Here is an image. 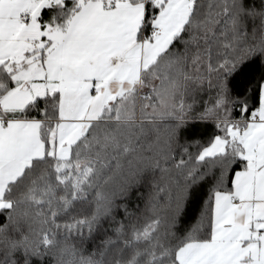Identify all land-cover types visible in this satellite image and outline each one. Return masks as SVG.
Returning a JSON list of instances; mask_svg holds the SVG:
<instances>
[{
  "label": "snow or ice",
  "instance_id": "6c2138e0",
  "mask_svg": "<svg viewBox=\"0 0 264 264\" xmlns=\"http://www.w3.org/2000/svg\"><path fill=\"white\" fill-rule=\"evenodd\" d=\"M0 264H264V0H0Z\"/></svg>",
  "mask_w": 264,
  "mask_h": 264
}]
</instances>
